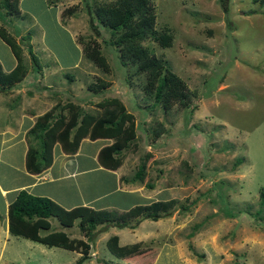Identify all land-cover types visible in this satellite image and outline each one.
Segmentation results:
<instances>
[{"label": "rangeland", "instance_id": "obj_1", "mask_svg": "<svg viewBox=\"0 0 264 264\" xmlns=\"http://www.w3.org/2000/svg\"><path fill=\"white\" fill-rule=\"evenodd\" d=\"M58 2L65 3L61 8L65 7L66 28L83 48L79 67L66 72L52 70V74L39 82L53 89L50 94L56 104L51 109L57 118H64L59 131L67 127L68 120L77 118V114L78 121L82 115L120 117L124 107V113L130 116V122L124 127L132 128L134 133L119 155L121 164L125 160L123 171L128 180L138 182L141 181L135 174L140 167L145 166V174L143 182L135 185L140 187L143 196L133 193L120 201L140 205L175 198L171 215L162 227L172 230L170 225L177 224L172 233L175 238L188 240L185 246L192 250L188 245L189 235H194L190 231L198 223L204 222L202 229L216 223L205 221L204 214L213 211L212 208H220L221 216L231 212L230 208L242 212L245 218L237 221L245 224V229L255 231L242 234L247 235L244 241L247 247H242L246 255L239 258L238 255L235 262L264 264V202L261 201V192H264V3L260 0H150L156 32L169 33L171 45L164 46L152 37L137 43L145 49L144 54L157 59L161 74L168 68L183 80L184 93L177 94L186 96L182 101L171 99L164 106L155 102L154 87L149 86V69L142 70L138 64L121 65L120 57L126 50L112 44V40L122 31L112 33L89 13L91 6H109L115 0ZM6 16L25 25L29 17L20 13ZM0 29L11 36L18 53L28 52L6 26L0 25ZM46 30L45 40L51 50L74 53L67 38L51 28ZM32 49L37 56L41 55V48L32 46ZM25 54L21 57L29 60ZM185 102L187 107H182ZM148 185L155 186L149 189ZM111 197L107 199H117V196ZM204 201L208 208L200 206ZM198 207L203 212L197 213ZM48 222L51 230L62 229L71 238H82L78 221L73 228L61 227L55 217ZM151 225L154 224L142 227L145 230L142 235L147 239L158 236L150 231L161 232L160 226L153 230L149 228ZM230 226L222 222L220 237L224 231L228 233ZM100 227L109 228V234L118 228L113 224L97 226ZM132 229L125 234L132 235ZM45 233L41 228L40 234ZM106 238L91 247L100 264H127L107 250L105 243L109 238ZM207 239V234H202L195 241L199 250H206ZM130 242L132 238L123 240L124 244ZM25 243L29 245L18 243L15 247L21 256L20 264H66L76 257L75 251L38 242Z\"/></svg>", "mask_w": 264, "mask_h": 264}, {"label": "crops", "instance_id": "obj_2", "mask_svg": "<svg viewBox=\"0 0 264 264\" xmlns=\"http://www.w3.org/2000/svg\"><path fill=\"white\" fill-rule=\"evenodd\" d=\"M25 2L27 0H18V9L21 16H29L26 18L27 25L10 20L0 9L2 13L0 14V25L8 28L17 43L21 44L22 49L25 47L28 49L26 54L20 50V58H17L11 47L0 37V64L5 73L12 71L18 63L28 62L21 63L25 64L26 71L21 81L7 86L5 89L0 86V264H20L21 256L15 248L17 244L29 245L25 242H35L9 232L8 206L20 190L48 197L66 209L88 206L117 213L128 211L137 206L135 202H121L120 198H125L133 193L139 197L143 196L140 187L135 186L142 183L143 180H140L141 182L128 180L123 171L124 159L116 169L105 168L99 163V151L104 146L111 144L114 140L112 138L91 139L86 136L81 139L74 150H65L57 142L52 149L50 166L39 173L27 170L26 154L28 149L33 145L34 147L38 146V140L31 137L29 131L38 118L56 104L50 94L53 92L52 87L49 84L39 85V82L41 83L46 75L52 74V70L66 72V70L79 67L83 58V48L75 35L66 28L64 21L66 19L63 20L65 7L61 8L65 3H60L58 0H28L27 4ZM71 24L67 23V25ZM47 27L67 38L74 53H69V51L56 53L51 50L45 40ZM31 28H34V31H31ZM32 46L36 49L41 48L40 56L33 52ZM21 54H25L29 60L21 57ZM40 59L42 64H39ZM154 186L148 185L149 189ZM111 196H117V199H111ZM108 197L111 198L107 199ZM210 201L214 202L212 199ZM203 203L200 206L207 207L208 203L206 201ZM212 209L213 211L210 213L204 214V220L216 223L207 229H202L204 222L198 223L194 227L195 230L189 233H193L194 236L189 235L191 243L188 245L190 244L194 250L185 246L188 242L185 238H175V233H172V230L176 228L177 224L170 225L172 230L167 227L164 230L162 226L166 223V219H169L168 216L164 217V223L161 222L163 218L144 219L133 229L129 227L117 228L112 234H109V228H96L95 231L99 238L97 237L95 241L93 239L91 242L86 240L84 233L79 229L82 235L81 239L86 241L83 251L86 252L87 258L82 260V264H100L95 250L91 247H93V243L97 244L101 241L104 236L108 239L113 235L118 237V246L121 248L117 252L107 250L111 254L119 256L122 261L126 260L127 262H124L127 264H239L235 260L238 255V258L246 255L242 247H247V243H244L247 235L242 236V234L255 230H247L245 224L237 221V219L241 221L242 218H245V214L242 212H235V209L230 208L231 212L221 216L220 208ZM196 210L197 213L203 212L200 207ZM222 222L231 226L226 230L228 233L224 231L220 237L219 231L223 228L220 227ZM149 224H154L149 227L153 230L160 226V233H157L156 230L155 232L150 231L151 234L158 235L155 239H151V237L147 239L142 235L145 231L142 230V227ZM73 227L74 225L69 228ZM128 229H132V235L125 234ZM197 229H199L198 232ZM45 230L46 233L57 231L51 230L50 222L48 229ZM98 230L101 231L98 232ZM62 233L69 239L76 238L69 237L64 231ZM124 234L125 236H123ZM202 234H207L206 250L205 248L199 250L198 242H195ZM127 238H132L133 242L124 244L123 240ZM97 253H99L98 249ZM200 253L202 256L198 255ZM75 256L72 262L66 264H76L82 253L75 251ZM243 264H249V262L244 261Z\"/></svg>", "mask_w": 264, "mask_h": 264}, {"label": "trees", "instance_id": "obj_3", "mask_svg": "<svg viewBox=\"0 0 264 264\" xmlns=\"http://www.w3.org/2000/svg\"><path fill=\"white\" fill-rule=\"evenodd\" d=\"M260 1L264 3V0ZM0 9L6 15L18 14V0H0ZM89 13L93 20L109 27L112 33L122 31L117 38L112 40V44L122 48V50L124 47V50H126L125 55L120 57L121 65L138 64L140 69L150 70L149 86L154 87L153 92L156 103L165 106L171 99L185 100L186 96L177 94V92L184 93L183 80L168 68L163 69V74H161L162 68L160 69L157 59L144 54L143 50L145 49L137 43L152 37L154 40H159L164 46L171 45L170 39L172 36L169 33L166 31H163V33L156 32L154 27L155 14L150 5V0H115L109 6L93 5L89 9ZM0 37L11 47L17 58H20L11 36H8L4 29H0ZM141 53L143 56L139 55ZM25 72L21 63H18L8 73L3 71L0 64V86L5 89L7 86L16 84L22 80ZM155 81H157L156 84ZM186 102L181 106L187 107L188 103ZM121 110L120 117L116 114L105 118L82 115L79 121L77 114V118L73 117V119L68 120L67 127H64L61 131L59 129L64 124V118H57L53 110H49L38 118L29 131V135L38 140V146H31L28 149L26 154L27 170L32 173H39L50 166L52 149L55 143L59 142L65 150H74L81 139L86 136L91 139L99 137L114 139L111 144L101 148L98 160L105 168L116 169L121 164L120 152L124 147H127V143L132 139L134 133L132 128L127 130L124 127L127 121L130 122V116L124 113V107ZM144 174L145 166H142L135 176L137 179L143 180ZM261 201L264 202V192H261ZM175 202V198L152 201L122 212L125 215H119L117 212L94 209L88 206H76L66 209L48 197L37 196L26 190H20L8 206L9 232L47 246L81 252L82 256L76 264H82V260L87 258L86 252L83 251L86 241L81 238L69 239L59 230L41 235V228L48 229L49 218L55 217L63 228L72 227L78 221V226L84 233L86 240L91 242L99 225L113 224L118 228H124L136 226L141 218L152 220L164 218L171 215L170 208L174 206ZM106 247L113 252L120 250L118 237L116 235L111 236L106 241ZM198 255L202 256V254Z\"/></svg>", "mask_w": 264, "mask_h": 264}]
</instances>
